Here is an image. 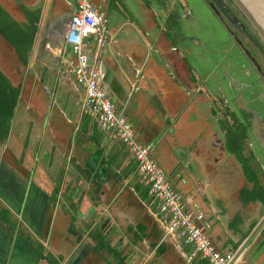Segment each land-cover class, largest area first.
I'll use <instances>...</instances> for the list:
<instances>
[{
  "label": "crops",
  "instance_id": "0c3cea01",
  "mask_svg": "<svg viewBox=\"0 0 264 264\" xmlns=\"http://www.w3.org/2000/svg\"><path fill=\"white\" fill-rule=\"evenodd\" d=\"M76 1L0 0V11L9 24L40 28L38 39L58 26L61 42L62 18ZM91 1L108 17L100 66L117 109L152 145L174 187L205 210L215 245L233 249L238 264H264V71L243 56L226 62L225 49L241 52L232 39H215L222 50L215 58L206 51L192 0ZM48 67L63 72L75 108L63 102L47 122L35 82L21 93L23 83L2 70L19 94L0 136V264H197L198 254L187 260L192 245L164 237L127 146L83 112L73 77L54 60ZM68 120L73 128L62 125ZM41 131L48 135L40 140ZM123 151L131 162L113 164ZM122 186L127 195L113 201Z\"/></svg>",
  "mask_w": 264,
  "mask_h": 264
},
{
  "label": "built area",
  "instance_id": "2783aa9c",
  "mask_svg": "<svg viewBox=\"0 0 264 264\" xmlns=\"http://www.w3.org/2000/svg\"><path fill=\"white\" fill-rule=\"evenodd\" d=\"M107 23V15L91 0H77L61 21V42L54 55L57 67L67 71L82 88L83 112L93 117L100 129L127 146L136 162L139 181L156 203L158 211L154 215L163 225L164 237L176 244L192 245L187 260L198 254L208 264H238L239 257L233 249L223 251L215 245L202 223L205 210L191 195L174 187L153 157L151 144L137 137L132 123L107 92L99 55L109 39ZM92 42L95 46H91Z\"/></svg>",
  "mask_w": 264,
  "mask_h": 264
},
{
  "label": "rangeland",
  "instance_id": "374dc122",
  "mask_svg": "<svg viewBox=\"0 0 264 264\" xmlns=\"http://www.w3.org/2000/svg\"><path fill=\"white\" fill-rule=\"evenodd\" d=\"M226 1L245 20V22L248 24V26L250 27L252 32L260 39V41L262 42V44L264 46V38L261 36L257 27L252 23V21L249 19V17L244 13V11L241 9V7L236 3V1L235 0H226ZM192 4H193L194 9H196V11L198 13V15L197 14H194L195 16L193 15V19L196 20L195 22L197 24H199V25H197V27H195L196 33L201 34V37H202L203 42H204L203 45L205 46L206 51L213 54V57L215 58L222 51L220 46H217L215 39H229V38H227L226 34L224 33V31L222 29L221 24L216 19L217 17L214 14L215 11L213 12L212 9H210L208 6H206L202 0H192ZM0 13H2V12H0ZM19 14L21 16V13H19ZM15 15H18V13H15ZM0 21L4 25H6L8 23V21H5L4 13H2ZM225 21H226V19H225ZM226 23L228 24L229 27L236 30V28L231 23H228V21H226ZM5 27L7 28V26H5ZM56 28L58 29V26L52 30H48V32L46 31L45 34H52L51 36H53V37H51L50 39H46V37H47L46 35H45V39H44L43 38L44 34H43V36L40 37L41 39L40 38L38 39L37 35H42L40 33H43V31L37 27L36 32L33 36V45H32L31 50L29 51L28 61H27L26 65L21 63V61H20L19 57L17 56V53H16L14 47L12 46V44L0 34V69L3 70L7 75H9V77L11 78L12 83L14 85L15 84L21 85V83H23V85L20 88L21 93L25 89L24 83L28 84L31 82V84H33L35 82L34 84L36 86V92H35L36 99L40 103H43L44 106L46 105V113L47 114L45 115V113H44V116H43L45 122H47L48 118H51V116L53 114L56 115V113L59 112L57 105L58 106L63 105V102L65 103L67 101H71L73 103V109L75 108V97L73 96L72 93L68 92L66 89V84L63 82V76H64L63 72L56 71V69L52 70L48 67V65L49 66L53 65V60L55 61V59L53 57H51V55L54 56L55 54H57V52H58L57 46H59V44H60V39H56V37L54 36V35H56V31H57ZM37 32H38V34H37ZM236 32L240 37H242L244 39L246 45L248 46L249 51L254 56L259 67L264 71V54L261 53L260 51H258V49L255 47V45L251 41H249L240 31H236ZM23 38L25 39V37H23ZM46 41L49 42V44H50L49 46H51L50 47L51 49L49 51L50 53L48 55H46L47 59H46L45 55L43 56V53L47 52V50H48L46 47V45H48L46 43ZM225 51L228 53L226 56L227 57L226 62L227 61L229 62L230 59L233 61L234 56L236 59L242 58L241 52L240 53L237 51L234 52V50H231V49H229V50L225 49ZM233 52H234V55L232 54ZM222 64L225 65L224 62ZM206 66H207L206 63L203 61L202 67H206ZM226 68H227L226 71L227 72L229 71L231 73V68L229 67V65ZM35 70H37V77L35 76L36 75ZM220 72L221 71L219 70V73H218L219 75L217 76V80L219 82H221L220 81ZM233 73L235 75H239L235 72H233ZM53 100H54V102H53ZM65 115H66V117L72 118V116H70V115H67V114H65ZM59 116H61L62 118L65 119V117H64V115H62V113H60ZM61 117H60V119H61ZM42 125H43V123H42ZM62 125L68 126L69 128L70 127L73 128V126L75 125V122L68 120V121L62 123ZM43 133L45 134L46 137L48 135L46 131L39 132L38 134H40V140L42 138ZM94 133H96V134L98 133L97 127L94 129ZM79 135H80V133H78V132L73 133L72 146H76L77 143L79 142ZM46 137H44V139H47ZM113 142H115L114 139H113ZM117 143H116V145H117ZM113 145H115V143L114 144L111 143L110 147H112ZM118 145L114 146V147L119 149ZM88 148L90 149V148H92V146H88ZM121 148H123V147H121ZM173 148L176 151L177 144H175L173 146ZM154 152H155V150L152 147V155L155 157ZM44 153L42 154V157H43ZM120 155L121 156L118 157V159L115 156H112L113 164H115V162H119V161H120V163H125V164L128 162H131L127 152L125 153L123 151L122 154H120ZM155 159L163 167V164L157 159V157H155ZM95 160L97 162V159H95ZM92 162L93 161L90 160V163H92ZM97 172L100 173V171H97ZM117 185H118V181H116V183L113 182L111 190L116 189ZM127 192H128V187H126V186L119 187L118 190L112 195L113 201H118V200L122 199L124 196L127 195ZM143 200H144V203L146 204V206L151 211H155V212L158 211L155 201H152V199L150 197L146 196L143 198ZM139 202H137V204Z\"/></svg>",
  "mask_w": 264,
  "mask_h": 264
},
{
  "label": "trees",
  "instance_id": "16d2710c",
  "mask_svg": "<svg viewBox=\"0 0 264 264\" xmlns=\"http://www.w3.org/2000/svg\"><path fill=\"white\" fill-rule=\"evenodd\" d=\"M1 12V11H0ZM0 13V20H1ZM7 26V28L5 27ZM36 31L35 25H20L18 22H10L4 25L0 21V34L8 40L18 54L23 64L27 63L28 53L31 49L33 36ZM25 37V39L23 38ZM19 88L14 86L9 77L0 69V136H5L8 132L10 118L13 115L17 102ZM147 188L144 194H147ZM197 264H208L207 260L198 257Z\"/></svg>",
  "mask_w": 264,
  "mask_h": 264
},
{
  "label": "flooded vegetation",
  "instance_id": "af4514ba",
  "mask_svg": "<svg viewBox=\"0 0 264 264\" xmlns=\"http://www.w3.org/2000/svg\"><path fill=\"white\" fill-rule=\"evenodd\" d=\"M203 3L210 9H212L210 4L214 5L215 10L212 9V11H215L214 14L217 17L216 19L221 24L227 38L232 39L240 47L241 55L244 58L247 59L243 47L238 44L236 39H239L245 47L248 48V46L246 45L244 39L240 37L236 31H240L249 41H251L255 45L258 51L264 54V46L260 39L252 32L245 20L233 9V7L226 0H203ZM225 19L226 21H228V23H231L236 28V30L229 27ZM232 33H234L235 36H233ZM247 60L249 61V59Z\"/></svg>",
  "mask_w": 264,
  "mask_h": 264
},
{
  "label": "water",
  "instance_id": "95a60500",
  "mask_svg": "<svg viewBox=\"0 0 264 264\" xmlns=\"http://www.w3.org/2000/svg\"><path fill=\"white\" fill-rule=\"evenodd\" d=\"M235 1L241 7L244 13L249 17L252 23L257 27L261 36L264 38V0H235ZM210 5L211 8L215 10L214 5L213 4ZM232 35L235 36L234 33H232ZM236 41L240 46L243 47L247 59H249V61L257 69L261 70V68L259 67L258 63L256 62L254 56L251 54L249 49L245 47L239 39H236Z\"/></svg>",
  "mask_w": 264,
  "mask_h": 264
}]
</instances>
